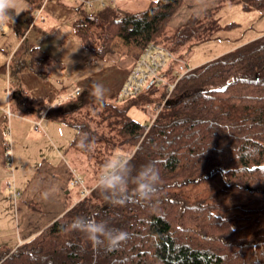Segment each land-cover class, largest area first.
<instances>
[{
	"label": "trees",
	"instance_id": "1",
	"mask_svg": "<svg viewBox=\"0 0 264 264\" xmlns=\"http://www.w3.org/2000/svg\"><path fill=\"white\" fill-rule=\"evenodd\" d=\"M30 3L40 7L39 0ZM182 3L150 0L140 12L108 7L91 17L79 3L73 32L96 61L124 51L134 65L151 43L183 57L185 47L208 40L220 25L216 9L171 29ZM239 3L246 12L264 9V0ZM46 60L33 49L24 62L37 70ZM152 87L103 107L84 90L46 109V117L75 129L76 141L78 132L94 141L90 192L16 249L0 248V264H264V35L184 75L148 127L128 110L161 103L163 92L154 100ZM15 112L43 115L27 96ZM114 156L131 157L133 175L148 163L159 168L161 183L150 203L132 197L121 206L104 199L96 180ZM134 187L130 181V196ZM78 216L95 217L129 238L110 252L95 248L69 227Z\"/></svg>",
	"mask_w": 264,
	"mask_h": 264
},
{
	"label": "crops",
	"instance_id": "2",
	"mask_svg": "<svg viewBox=\"0 0 264 264\" xmlns=\"http://www.w3.org/2000/svg\"><path fill=\"white\" fill-rule=\"evenodd\" d=\"M39 1L42 7L37 19L34 17L40 7L35 8L27 0L28 7L15 17L12 27L0 29V248L5 250H14L37 235L75 204L80 194L79 189L69 186L70 175L76 170L64 166L53 147L46 150L48 143L41 146L46 137L33 130L32 122L37 115L16 114L19 99L22 96L32 98L43 112L54 107L59 99L75 88L81 92L91 91L90 84L96 80L97 61L82 47L73 32L76 8L81 2ZM197 1L183 0L177 11L178 20L184 21L188 13L190 17L200 18L214 9L210 6L212 2H217L212 0L205 7L201 2L197 5ZM33 49L39 50L47 59L37 70L30 66L29 61L24 62L30 58ZM34 55L38 54L34 52ZM120 89L119 86L113 101L120 102ZM7 109L11 113L9 118L5 114ZM46 119L50 118L43 120ZM32 153L38 156L35 162L40 168L36 176L33 175L34 179L24 183L23 175L19 183L10 181L13 179V162L20 171L31 161ZM14 192L18 194L15 198ZM34 200L38 201L36 207L30 204Z\"/></svg>",
	"mask_w": 264,
	"mask_h": 264
},
{
	"label": "rangeland",
	"instance_id": "3",
	"mask_svg": "<svg viewBox=\"0 0 264 264\" xmlns=\"http://www.w3.org/2000/svg\"><path fill=\"white\" fill-rule=\"evenodd\" d=\"M99 1L101 0H92L93 10L99 8ZM103 1L106 2V6L102 8L112 7L113 9H121L124 12L143 11L150 2V0H114L115 5L110 6L107 4L110 0ZM210 1L212 0H198L196 4L199 5L201 2V5L206 7L209 5ZM210 6H214V9H212L211 12L217 9L215 18L218 20L220 29L216 31L208 40L193 43L181 51V55L191 68L204 64L264 35V10H254L249 12L243 11L239 0H217L216 3L212 2ZM87 11H89V9L85 8L86 13ZM178 13L179 12H177V14L169 22V27L171 29L175 30L181 27L190 17L188 13L184 16V21H181L178 20ZM132 65L133 57L126 54L124 51H118L108 55L104 60H97L96 80H103L109 88V97L105 101L112 102L115 99L118 92L117 89L119 86H122L125 76ZM150 92L152 98L154 100H158L163 92V89L161 87L153 86ZM45 112L46 109H44L43 113ZM128 116L141 123L143 126H147L150 122L151 111L145 108L141 109L140 107H131L128 110ZM36 120H39V118ZM53 120L55 124H53ZM42 123V129L39 128L38 133L40 136H44V138L46 137V139L45 141L43 140L44 142L41 143V146L44 147L43 144L48 143L50 146L48 145L46 150H48L49 147H53L57 150L60 155V162L64 166L68 165V167L75 169L77 174L84 180L85 186L88 187L90 183L88 180L91 177L92 171L97 166L92 155L98 149L91 146L90 151L82 150L79 147V141L75 140V129L66 126L60 119H46L43 120ZM113 153H116V155L122 154L120 151L115 150ZM46 155L49 156L48 153ZM37 157L38 156L32 153L30 157L31 161L24 164L23 168H20V171L17 169L16 162H13V169L11 170L13 179L9 180L19 183V178L23 177V175V178H25L23 179L24 183H26V180L28 179L30 181L33 180V175L36 176L35 173L40 169H38L39 163L35 162V160L38 159ZM47 160H50V157H47ZM22 164H20V166ZM74 189L78 190L79 188L74 187ZM74 192L76 191H73V193ZM36 201L37 200L31 201V206L34 205L36 207V203L38 202ZM33 209L35 208L33 207Z\"/></svg>",
	"mask_w": 264,
	"mask_h": 264
},
{
	"label": "clouds",
	"instance_id": "4",
	"mask_svg": "<svg viewBox=\"0 0 264 264\" xmlns=\"http://www.w3.org/2000/svg\"><path fill=\"white\" fill-rule=\"evenodd\" d=\"M27 0H0V29L12 27L15 17L26 8ZM91 94L95 101L103 107L104 101L109 97V88L103 80H94L90 84ZM80 137L79 147L90 151L94 143L87 133L78 132ZM131 157L114 156L103 165V170L96 180V188L104 199L110 203L123 206L132 197L141 204L150 203L157 193L161 183L159 168L154 163H148L141 167L133 175ZM135 187L129 193V182ZM47 193L44 194L47 198ZM69 227L81 232L95 248H103L105 251H113L121 247L129 238L126 231L113 229L103 221H97L95 217H76Z\"/></svg>",
	"mask_w": 264,
	"mask_h": 264
},
{
	"label": "built area",
	"instance_id": "5",
	"mask_svg": "<svg viewBox=\"0 0 264 264\" xmlns=\"http://www.w3.org/2000/svg\"><path fill=\"white\" fill-rule=\"evenodd\" d=\"M76 1L81 2L84 4L85 8L89 9L86 13L88 17L93 16L95 10H93L92 0ZM107 4L112 6L115 4V1L110 0ZM105 6L106 2L103 0L99 1V7L102 8ZM41 7L35 13L34 20L40 16ZM192 69L193 68L188 66L183 57L172 53L164 46L151 43L143 49L139 58L127 73L119 91L118 99L119 101H122L125 98H136L143 92L145 87L151 84L156 87H161L164 94L161 103L147 104L145 106L146 109L151 111L150 122L148 124V127H150L159 114L160 109L169 100L178 81ZM80 93L81 90L79 88H75L73 91L67 93L63 98L59 99L56 102V105H61L64 102L80 95ZM46 112L43 113L39 120L32 122L34 131H37L40 128L41 121L46 118ZM5 114L7 118L11 116L8 109L5 110ZM69 186L79 188L80 198L85 197L90 192L89 189L86 188L84 180L77 174V172L74 171H72L70 175ZM17 196L18 194L14 192L13 197L15 198Z\"/></svg>",
	"mask_w": 264,
	"mask_h": 264
}]
</instances>
